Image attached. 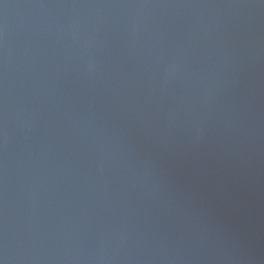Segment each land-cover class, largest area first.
Wrapping results in <instances>:
<instances>
[{
	"label": "water",
	"instance_id": "water-1",
	"mask_svg": "<svg viewBox=\"0 0 264 264\" xmlns=\"http://www.w3.org/2000/svg\"><path fill=\"white\" fill-rule=\"evenodd\" d=\"M0 264H264V0H0Z\"/></svg>",
	"mask_w": 264,
	"mask_h": 264
}]
</instances>
